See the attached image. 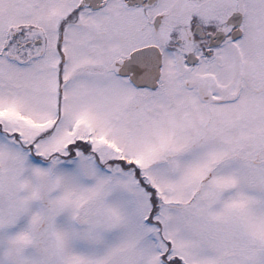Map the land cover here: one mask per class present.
<instances>
[{
    "label": "snow or ice",
    "instance_id": "snow-or-ice-1",
    "mask_svg": "<svg viewBox=\"0 0 264 264\" xmlns=\"http://www.w3.org/2000/svg\"><path fill=\"white\" fill-rule=\"evenodd\" d=\"M0 264H264V0H0Z\"/></svg>",
    "mask_w": 264,
    "mask_h": 264
}]
</instances>
